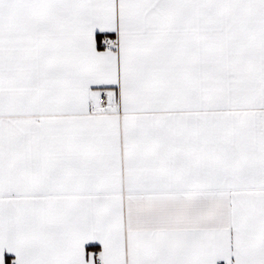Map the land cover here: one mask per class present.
I'll return each mask as SVG.
<instances>
[{"label": "snow or ice", "instance_id": "6c2138e0", "mask_svg": "<svg viewBox=\"0 0 264 264\" xmlns=\"http://www.w3.org/2000/svg\"><path fill=\"white\" fill-rule=\"evenodd\" d=\"M0 264H264V0H0Z\"/></svg>", "mask_w": 264, "mask_h": 264}]
</instances>
